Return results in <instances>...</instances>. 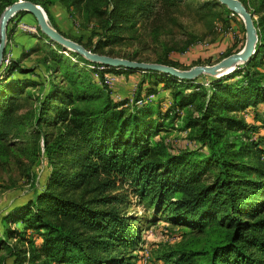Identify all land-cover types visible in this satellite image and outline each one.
Wrapping results in <instances>:
<instances>
[{
    "label": "trees",
    "instance_id": "1",
    "mask_svg": "<svg viewBox=\"0 0 264 264\" xmlns=\"http://www.w3.org/2000/svg\"><path fill=\"white\" fill-rule=\"evenodd\" d=\"M15 1L0 0V16ZM28 1L40 4L51 21L47 4ZM57 1L87 20L105 16L104 40H96L88 49L105 54L103 47L118 42L139 17L149 18L157 2L173 0L51 3ZM240 1L249 8V0ZM27 13L19 11L12 19ZM252 13L259 15L254 21L258 29L255 53L232 72L208 77L207 85L199 77L180 79L158 71L112 67L105 71L139 72V89L149 83L144 95L141 88L131 101L129 96L114 100L107 87L92 81L80 82L75 92L54 82L44 85L36 125L44 121L56 128L43 138L50 172L41 189L0 212V264H134L131 254L138 246L139 230L121 213L118 203L122 198L114 192L124 183L155 212L167 213L175 225L198 232L222 228L207 248L176 249L164 261L197 264L204 258L206 264H264V134L248 141L236 135L252 128L264 131V118L258 120L256 113L254 122L259 126L238 115L264 105V0H258ZM12 31L8 25V36ZM37 31L35 35L42 36L38 25ZM74 40L84 48L91 42ZM5 55L6 48L3 59ZM20 62L13 58L8 64L2 62L0 79L17 84L31 81L26 76L35 69L24 68ZM75 83L74 78L70 84ZM158 83L160 90L169 91L165 97L170 103L164 109L156 96ZM151 85L156 89L151 90ZM16 94L15 85H0V123L12 116ZM150 94L156 98L145 100ZM192 106L195 113L186 112ZM180 120L183 129H193L200 147L172 155L158 153L154 137ZM207 175L211 177L208 181Z\"/></svg>",
    "mask_w": 264,
    "mask_h": 264
},
{
    "label": "rangeland",
    "instance_id": "2",
    "mask_svg": "<svg viewBox=\"0 0 264 264\" xmlns=\"http://www.w3.org/2000/svg\"><path fill=\"white\" fill-rule=\"evenodd\" d=\"M39 1L49 6L53 17L51 21L46 15L50 25L53 28L55 25L67 38L73 41L80 38L83 43L91 41L87 43L89 47L86 49H91L96 40H104L105 16L87 20L82 13L71 7L66 10L58 1L55 5L51 3L52 0ZM252 1H248V9L253 12L258 0H254L255 5ZM252 15L253 21L259 17L257 14ZM8 23L7 27L9 25L13 31L9 36L6 31V54L10 58L20 59L22 67L34 68L35 71L26 76L31 78V81L22 84L5 80L4 77L0 79L2 87L15 85L17 88V94L13 99L15 109L12 116L6 123H0V212L15 201L27 200L35 190L41 189L50 172V166L43 154V138L45 133L54 134L56 128L44 121L40 126L36 125L39 95L43 86L54 82L75 92L80 82L92 81L98 84L91 69L86 66L88 62L82 61L86 58L61 45L62 49L57 48L55 44L58 43L42 32V36H36L22 32L18 28L19 23L37 26L36 19L31 13L16 16ZM121 35L118 42L103 47L102 52L105 53L103 55L135 58L136 61L150 63L166 61L177 64L175 68L179 70H187L196 65L215 64L239 51L245 43V28L241 17L229 9L226 11V6L217 0L157 2V8L149 18L139 17L134 26H129ZM74 53L82 58L74 56ZM261 70H264V66ZM130 74L131 77L124 72L115 74L117 79L111 88L112 92L110 91L114 100L127 96L134 97L141 88L144 95L143 89L149 83L146 81L139 89L142 83L141 74L139 72ZM198 77V80L205 84L208 77L220 76L201 74ZM74 78L76 83L72 86L70 83ZM155 86L157 89L151 85V90L156 89V96L159 97L162 109L167 108L170 101H165L167 99L165 96L169 91L160 90L161 83ZM57 103L58 101H55L54 104ZM77 105L83 106L84 103L78 102ZM186 112L195 113L194 107H188ZM241 112L238 115L243 120L259 126L258 122H254V113L260 118L258 120L263 119L264 105H259L255 111L252 109L245 111V115ZM262 134L264 131L261 128H252L245 132V135L236 133L238 139L247 141L248 138L255 139ZM195 137L193 129H183L180 120L174 122L169 131L160 132L153 140L156 142L155 148L158 153L166 152L172 155L199 148ZM205 178L206 181L211 179L209 175ZM114 192L120 194L122 198L118 203L121 213L130 217L131 224L139 230L138 246L131 254V262L134 264H173L171 261H164V257L173 250L181 248L202 250L222 232L221 227H208L203 232H198L186 226L173 224L167 213L155 212L151 204L140 201L126 183L119 185ZM0 255H3V251ZM206 263L204 258L197 262Z\"/></svg>",
    "mask_w": 264,
    "mask_h": 264
},
{
    "label": "water",
    "instance_id": "3",
    "mask_svg": "<svg viewBox=\"0 0 264 264\" xmlns=\"http://www.w3.org/2000/svg\"><path fill=\"white\" fill-rule=\"evenodd\" d=\"M217 1L226 6V8L229 9L233 14H237L239 17H241L245 28V43L239 51L228 55L227 57L212 65H196L187 70H179L175 67L165 64L136 61L92 52L84 48L81 44L63 36L55 28H53L48 22L46 13L38 4L28 0H17L11 5L7 6L0 16V66L3 61L5 50L7 24L17 12L23 10L31 13L35 17L40 31L49 39L53 40L64 48L77 52L79 55L95 64H101L112 68H124L139 71H158L180 79H193L201 74L222 76L223 74H217L221 68H230V72H232L237 66L250 60L252 55L255 53L258 34L254 25L252 13L249 12V10L240 0Z\"/></svg>",
    "mask_w": 264,
    "mask_h": 264
},
{
    "label": "built area",
    "instance_id": "4",
    "mask_svg": "<svg viewBox=\"0 0 264 264\" xmlns=\"http://www.w3.org/2000/svg\"><path fill=\"white\" fill-rule=\"evenodd\" d=\"M18 28L22 32H27L29 34H37L38 33L36 25L31 26V25H27L24 23H19ZM9 61H10V56L8 54H6L5 58L3 59L2 62H4V64H8ZM86 66L89 69H91L92 75H93L94 79L97 81V83L99 85H103V86L107 87L112 92L111 88H113V85L117 79L115 74L113 72L105 71L106 66L101 65V64H95V63L91 62L90 64H86ZM205 85H207V82H205ZM154 97H155L154 94H150L145 100L150 101V100L154 99ZM132 98H133V96L130 98V100H132ZM141 102H142L141 100L137 101L138 104H140ZM244 112L245 111L241 112V114L245 115ZM180 116H183V111H180ZM175 125H176V123H175Z\"/></svg>",
    "mask_w": 264,
    "mask_h": 264
},
{
    "label": "bare ground",
    "instance_id": "5",
    "mask_svg": "<svg viewBox=\"0 0 264 264\" xmlns=\"http://www.w3.org/2000/svg\"><path fill=\"white\" fill-rule=\"evenodd\" d=\"M230 68H221L218 72H217V74L218 75H220V74H227V73H229L230 72Z\"/></svg>",
    "mask_w": 264,
    "mask_h": 264
},
{
    "label": "crops",
    "instance_id": "6",
    "mask_svg": "<svg viewBox=\"0 0 264 264\" xmlns=\"http://www.w3.org/2000/svg\"><path fill=\"white\" fill-rule=\"evenodd\" d=\"M132 74H128V77H131ZM169 99H166L165 101H168ZM165 101H164V104H165Z\"/></svg>",
    "mask_w": 264,
    "mask_h": 264
}]
</instances>
